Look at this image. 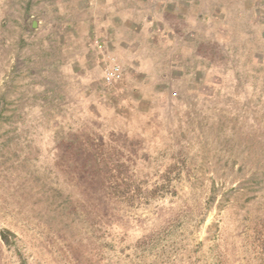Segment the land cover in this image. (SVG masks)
Segmentation results:
<instances>
[{
  "label": "rangeland",
  "instance_id": "rangeland-1",
  "mask_svg": "<svg viewBox=\"0 0 264 264\" xmlns=\"http://www.w3.org/2000/svg\"><path fill=\"white\" fill-rule=\"evenodd\" d=\"M0 264H264V0H0Z\"/></svg>",
  "mask_w": 264,
  "mask_h": 264
},
{
  "label": "built area",
  "instance_id": "built-area-1",
  "mask_svg": "<svg viewBox=\"0 0 264 264\" xmlns=\"http://www.w3.org/2000/svg\"><path fill=\"white\" fill-rule=\"evenodd\" d=\"M120 77H121V73L119 71V68L116 66H112L106 71V73L104 75V80L107 83H112L116 80H119Z\"/></svg>",
  "mask_w": 264,
  "mask_h": 264
},
{
  "label": "trees",
  "instance_id": "trees-1",
  "mask_svg": "<svg viewBox=\"0 0 264 264\" xmlns=\"http://www.w3.org/2000/svg\"><path fill=\"white\" fill-rule=\"evenodd\" d=\"M10 237V233L7 232V231H3L2 232V238L4 240V242L7 244V245H12L14 244V242L9 238Z\"/></svg>",
  "mask_w": 264,
  "mask_h": 264
}]
</instances>
